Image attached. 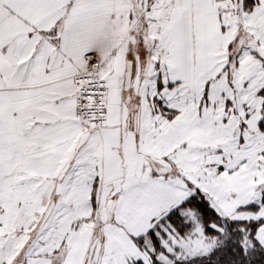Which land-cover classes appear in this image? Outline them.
I'll list each match as a JSON object with an SVG mask.
<instances>
[{
	"label": "snow or ice",
	"instance_id": "1",
	"mask_svg": "<svg viewBox=\"0 0 264 264\" xmlns=\"http://www.w3.org/2000/svg\"><path fill=\"white\" fill-rule=\"evenodd\" d=\"M0 264H264V0H0Z\"/></svg>",
	"mask_w": 264,
	"mask_h": 264
}]
</instances>
